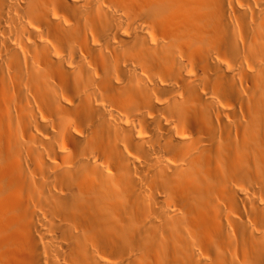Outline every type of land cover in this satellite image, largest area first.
I'll return each mask as SVG.
<instances>
[{
  "label": "bare ground",
  "instance_id": "obj_1",
  "mask_svg": "<svg viewBox=\"0 0 264 264\" xmlns=\"http://www.w3.org/2000/svg\"><path fill=\"white\" fill-rule=\"evenodd\" d=\"M0 264H264V0H0Z\"/></svg>",
  "mask_w": 264,
  "mask_h": 264
}]
</instances>
